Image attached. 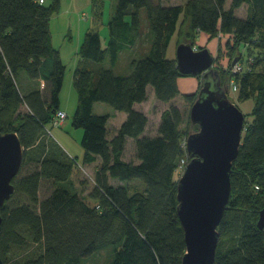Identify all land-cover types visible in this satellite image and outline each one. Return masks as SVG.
<instances>
[{
  "label": "trees",
  "instance_id": "trees-1",
  "mask_svg": "<svg viewBox=\"0 0 264 264\" xmlns=\"http://www.w3.org/2000/svg\"><path fill=\"white\" fill-rule=\"evenodd\" d=\"M104 3L92 0L99 18ZM244 4L248 13L241 18L236 10ZM60 7L61 0H0V131L17 132L25 148L13 180L16 191L0 207L4 264H85L109 247L113 252L107 264H182L186 242L178 216L177 172L180 162L188 160L182 112L176 106L165 110L157 134L148 136L149 118L136 105L147 101L149 87L164 103L181 95L178 79L186 75L168 58L169 45L177 35V45L184 38L196 47L200 33L212 39L226 36L243 49L239 63L246 53L247 66L231 72L230 81L237 85L239 100L255 98L254 118L245 122L232 167V195L219 226L214 264H264V229L258 222L264 209V0H187L171 6L162 0H118L108 22L107 47L97 30L88 31L73 77L78 95L73 126L83 130V165L100 159L94 189L84 197L57 186L41 200L44 181L69 182L76 165L81 166L54 140H43L60 111L66 73L50 29ZM146 39L149 48L132 59L131 72L117 74L120 54ZM24 73L31 81L43 80L44 88L23 89L19 78ZM198 92L183 96L194 102ZM96 103L127 114L114 135L108 129L110 115L96 114ZM130 139L138 163L124 158ZM31 163L37 169L22 175ZM134 180L144 190L130 193L122 184ZM16 194L30 203L11 205ZM31 246L27 258L11 262Z\"/></svg>",
  "mask_w": 264,
  "mask_h": 264
},
{
  "label": "water",
  "instance_id": "water-1",
  "mask_svg": "<svg viewBox=\"0 0 264 264\" xmlns=\"http://www.w3.org/2000/svg\"><path fill=\"white\" fill-rule=\"evenodd\" d=\"M176 65L182 75L201 77L193 102L186 139L188 163L178 179V216L184 229L186 252L182 264H214L219 226L232 195V167L243 145L246 116L231 99V83L215 68L216 57L205 47L181 42ZM239 61L236 58L234 64ZM25 155L15 131H0V207L16 191L13 183ZM259 227L264 229V209ZM3 216L0 215V233ZM0 264H4L0 249Z\"/></svg>",
  "mask_w": 264,
  "mask_h": 264
},
{
  "label": "rangeland",
  "instance_id": "rangeland-1",
  "mask_svg": "<svg viewBox=\"0 0 264 264\" xmlns=\"http://www.w3.org/2000/svg\"><path fill=\"white\" fill-rule=\"evenodd\" d=\"M118 0H105V16L108 17L109 15V10L111 8L112 3H116ZM159 1V0H156ZM187 0H162L164 5H182L185 4ZM230 6V5H229ZM248 11V5L242 8L238 16H246ZM141 15L146 18V10L142 9L141 10ZM144 18V19H145ZM92 19V18H91ZM145 21V20H144ZM103 29H107L104 25L101 26ZM105 29V30H106ZM105 30L101 32V37L103 41V46L107 47L108 45V40L105 37ZM202 36L198 38V43H202L203 41ZM149 38V37H148ZM217 41L215 44H212V53L216 57V62H215V68H217L222 75V79L224 81H229L230 82V74L232 70L235 69V64L234 61L236 58L239 57L240 60V50L239 45L236 44L235 42H230L228 38L223 37V35H219V37L215 38ZM212 40V38L210 39ZM62 41L60 34L55 35V42L60 43ZM149 39L146 41L145 44L148 43ZM177 41H178V36L175 35L172 37L171 40V47L169 50V55L172 57H175L176 59V50H177ZM182 42H186L187 40H184V38L181 40ZM230 42V46L233 48V51L231 48H228L227 43ZM234 44V45H233ZM207 42H203L202 47L210 48L207 46ZM172 48V49H171ZM243 51V49L241 50ZM230 52L233 54L231 55ZM67 53V59L65 60L66 64V73H65V79H64V84H63V89H62V105L60 107V110L64 111L67 114V118L64 121V124L61 127H53L52 125H49V130L51 131V135L48 132L43 140H45L48 144L53 143L54 141L59 144L70 156L77 158L78 162L80 163L81 166L76 165L74 175L71 178L69 182H66L64 184H56L53 183L52 181H44L41 186L40 190V198L41 200L46 198L52 190L57 187V186H65L69 189H71L74 192H77L81 194L84 197H89L91 192L94 189L95 186V172H96V166L91 165V166H86L83 165V156H84V149L82 147V137H83V130L82 129H77L73 126V117L77 109L78 105V95L74 89L73 86V77H74V70H73V65H74V58H75V49L74 46H68L66 49ZM127 53V52H126ZM125 54V53H124ZM230 54V55H229ZM239 55V56H238ZM234 60H232V58ZM250 59V58H249ZM121 63L119 70L123 72V74H129L131 72V66L128 63V58L126 55H122L121 57ZM247 54H244V61L240 62V65L242 66H247ZM239 62V61H238ZM239 65V64H238ZM129 69V71H127ZM25 76H27L26 73H24V76L21 75L19 78L20 85H23V82L25 83ZM190 76V75H189ZM28 77V76H27ZM195 77V76H194ZM186 80V84L188 83L187 80L188 78L184 77ZM197 80L199 81V85L197 90L194 93H187V94H195L200 90L201 88V77H197ZM33 81L32 88L39 86L41 89H43V85H45L44 81H38V83H34ZM41 82V83H40ZM31 86V85H30ZM24 89V86H21ZM189 89V88H187ZM151 92L148 93V99L145 101L140 107L139 110L144 112L148 118H149V124L147 127V135L148 136H155L158 131L159 124L161 122V116L165 110L170 108L171 106H176L178 107L183 116L182 124H181V130L185 133V139L189 134L190 131V126H191V120H190V112L191 108L193 105V102H190L186 98H184V92L181 93L178 97L173 99L172 101L168 103H164L159 101L155 95L154 91L150 90ZM231 99L238 105V107L243 111V113L246 116V121L247 122H252L253 121V109L255 105V98L251 97L249 99L245 100H239L238 97L234 92L230 94ZM103 107L101 110L104 113H107L112 110V107L109 105H106L103 103ZM21 112H26L27 107L23 106L21 107ZM99 108L96 109L95 112H99ZM109 132L111 135H113V132L111 129H109ZM54 140V141H52ZM54 144V143H53ZM124 158L128 161L138 163V158L136 154V147L135 143L133 141H129L126 147V152ZM188 163V160L185 161ZM184 163L183 161L180 162L179 166V171L177 172V179L181 177L184 171ZM37 169L36 163H31L27 167H25L22 171V175H26L28 173H31ZM118 184V181H116ZM122 184H127L128 187L130 188V193H133L135 190H144V185L139 181V180H134L129 183H122ZM24 203H30L29 198L23 194H16L11 202V205H16V204H24ZM33 249V246H31L28 250H25L22 254H19L18 256H14L11 260L13 262L14 260H20V259H25L27 256H29L31 250ZM113 248L109 247L106 249H103L99 252H97L93 257L87 258L85 260V264H107L109 263V258L112 255Z\"/></svg>",
  "mask_w": 264,
  "mask_h": 264
},
{
  "label": "crops",
  "instance_id": "crops-1",
  "mask_svg": "<svg viewBox=\"0 0 264 264\" xmlns=\"http://www.w3.org/2000/svg\"><path fill=\"white\" fill-rule=\"evenodd\" d=\"M105 4L106 3H104V10H105ZM115 5H116V3L111 4V8L109 10L108 17L105 16V11L103 10L102 16L99 18L96 14V9L92 4V0H61L60 10L55 15H53V17L51 18V21H50V29H51V34H52V44H53V47L60 52L61 58L65 64H66L65 60L67 59L66 49L68 48V46H74L75 58H74L73 70L76 69V67L78 66V63H79V59H80L79 58V50H80V46L84 40L85 34L90 30H97L101 34V32H103L106 29V28L103 29L101 26L104 27V25H105L106 27H108V22H109L112 14L114 12ZM229 5H230V1L227 2V7H229ZM245 6H247V4H244L241 8L236 10L237 16H238L239 11L242 8H244ZM240 17L246 18L247 14H246V16H240ZM56 34H58V35L60 34V37L62 39V41L60 43L55 42V35ZM105 34H106L105 37L108 40L109 30L106 29ZM146 34H148V32H146ZM199 36L200 37L205 36V37H203V41L200 44L198 43V39H197L196 48L202 47L203 42H207L208 43L207 46L210 48V51L212 52L213 50H212L211 46H212V44H215L217 39L210 40L211 39L210 36H208L204 33H200ZM223 37H225V36H223ZM226 38H228V37H226ZM146 41H147V39H146ZM102 43H103V41H102ZM170 47H171V42L169 45L167 56L169 59H175V57H172L169 55ZM148 48H149V42L146 44L140 42L134 48H131L128 51L122 52L120 54L117 65L114 67L115 72L117 74H123V72H121L119 70L120 63H121L120 59H121L122 55L127 56L128 63L131 66L132 59H134L135 57L136 58L140 57V55H142V53H144L143 50L144 49L148 50ZM127 71H129V69H127ZM23 76H24V74H23ZM184 77L189 79V80H187V82H188L187 84H186V80ZM25 78H26L25 83L23 82L22 86H24V88H29L30 85L32 86L31 83H33V81H31L27 76H25ZM36 82L38 83V81H36ZM36 82H34V83H36ZM178 84H179V88H180L181 93L184 92V94H187V93H194L197 90L198 85H199V81L197 80L196 76L194 77V76L190 75V76L179 77ZM43 87H44V85H43ZM187 88H189V89H187ZM150 90L153 91V89L151 87H149L148 93L151 92ZM142 104L143 103L137 104L136 108L139 109V107ZM61 105H62V92H61ZM61 105H60V107H61ZM103 107H105V106H103V103H96L94 105V112L96 111V109L99 108L100 111L95 112L96 114H109L110 115V119L108 121V129H111L113 132V135H114L115 132L120 128L122 123L127 119V114L124 112L116 111L114 108H112L111 111L104 113L101 110ZM129 141H133V140L130 139ZM85 165L86 166L95 165L97 168L98 165H100V159H98L93 164H85Z\"/></svg>",
  "mask_w": 264,
  "mask_h": 264
},
{
  "label": "built area",
  "instance_id": "built-area-1",
  "mask_svg": "<svg viewBox=\"0 0 264 264\" xmlns=\"http://www.w3.org/2000/svg\"><path fill=\"white\" fill-rule=\"evenodd\" d=\"M40 2L41 3H44L45 0H40ZM241 71H242V66L240 65L239 62H237L235 64V69L232 70V72L233 73H239ZM230 83H231V93L232 92L236 93V91H237V85L234 83L233 80H231ZM66 118H67V114L64 111H62V110L58 111L56 113V115L54 116L53 120H52L53 127H61L64 124V121L66 120ZM49 133L51 135V131H49ZM183 163L186 166L187 163L185 162V160H183Z\"/></svg>",
  "mask_w": 264,
  "mask_h": 264
}]
</instances>
